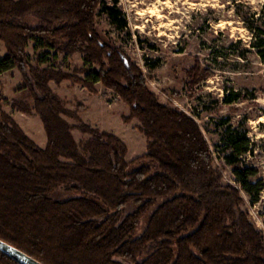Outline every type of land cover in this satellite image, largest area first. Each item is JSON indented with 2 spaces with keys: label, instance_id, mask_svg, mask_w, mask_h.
I'll use <instances>...</instances> for the list:
<instances>
[{
  "label": "trees",
  "instance_id": "1",
  "mask_svg": "<svg viewBox=\"0 0 264 264\" xmlns=\"http://www.w3.org/2000/svg\"><path fill=\"white\" fill-rule=\"evenodd\" d=\"M102 4L0 0V41L7 52L0 75L18 69L34 102L13 105L39 116L48 138L40 147L4 110L0 78V240L42 264H264V234L242 209L241 188L252 194L257 176L241 163L249 142L246 148L234 138L229 142L228 163L241 188L225 184L197 121L161 103L145 72L102 39L96 28ZM262 13L264 19V5ZM257 23L254 16L247 27L264 63V29ZM31 42L37 51L82 54L89 65L80 71L85 77L33 65ZM199 69L200 78L214 75ZM65 81L92 94L98 83L115 92L130 109L124 122L139 121L146 154L128 161V147L116 135L77 116L71 125L66 102L51 88ZM236 101L227 97L224 103ZM75 129L89 138L78 143ZM62 188L76 196L55 200ZM129 207L134 210L126 214ZM0 264L18 263L0 252Z\"/></svg>",
  "mask_w": 264,
  "mask_h": 264
},
{
  "label": "rangeland",
  "instance_id": "2",
  "mask_svg": "<svg viewBox=\"0 0 264 264\" xmlns=\"http://www.w3.org/2000/svg\"><path fill=\"white\" fill-rule=\"evenodd\" d=\"M263 5L264 0H103L96 28L106 43L122 50L145 72L150 90L161 103L197 121L225 184L241 188L228 163L229 142L234 138L244 148L245 141L249 142L241 163L245 169L256 170L257 176L252 180V194L241 188L242 209L264 234V63L255 45L258 42L247 27L255 16L257 26L264 29ZM27 51L31 63L42 68H60L81 78L85 75L80 71L89 68L82 54L68 57L53 50L37 51L34 42ZM6 54L0 41V60ZM198 66L201 74L210 69L214 75L200 78ZM0 78L4 110L30 139L46 147L48 138L39 116L13 105L15 101L31 107L34 102L21 73L11 69ZM51 88L66 102L70 111L66 120L71 125H76L79 117L116 135L129 148L128 161L146 154L147 139L139 131L141 125L137 120L124 122L130 109L115 92L101 83L96 85V94L69 81L52 82ZM227 97L237 101L226 104ZM80 105L86 110L78 112ZM73 135L78 143L89 138L77 129ZM75 196L64 188L53 194L58 201ZM133 210L129 207L126 214ZM146 224L147 219L138 234Z\"/></svg>",
  "mask_w": 264,
  "mask_h": 264
},
{
  "label": "water",
  "instance_id": "3",
  "mask_svg": "<svg viewBox=\"0 0 264 264\" xmlns=\"http://www.w3.org/2000/svg\"><path fill=\"white\" fill-rule=\"evenodd\" d=\"M126 66L129 62L125 60ZM0 252L8 256L10 259L18 264H42L41 262L35 260L31 256L27 255L23 251L9 245L8 243L0 240Z\"/></svg>",
  "mask_w": 264,
  "mask_h": 264
},
{
  "label": "crops",
  "instance_id": "4",
  "mask_svg": "<svg viewBox=\"0 0 264 264\" xmlns=\"http://www.w3.org/2000/svg\"><path fill=\"white\" fill-rule=\"evenodd\" d=\"M81 119H82V118H81ZM82 120H83V119H82ZM83 121H84V120H83ZM128 154H129V148H128ZM128 154H127V155H128Z\"/></svg>",
  "mask_w": 264,
  "mask_h": 264
}]
</instances>
